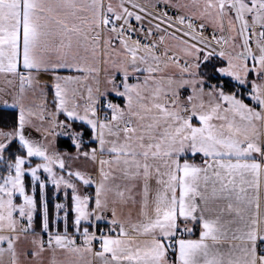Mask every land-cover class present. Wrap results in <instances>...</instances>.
I'll return each mask as SVG.
<instances>
[{
    "label": "snow or ice",
    "instance_id": "snow-or-ice-1",
    "mask_svg": "<svg viewBox=\"0 0 264 264\" xmlns=\"http://www.w3.org/2000/svg\"><path fill=\"white\" fill-rule=\"evenodd\" d=\"M57 250L264 264V0H0V264Z\"/></svg>",
    "mask_w": 264,
    "mask_h": 264
},
{
    "label": "crops",
    "instance_id": "crops-1",
    "mask_svg": "<svg viewBox=\"0 0 264 264\" xmlns=\"http://www.w3.org/2000/svg\"><path fill=\"white\" fill-rule=\"evenodd\" d=\"M141 2H146V0H141ZM132 211L135 212V209H132ZM30 247L31 245L28 242L22 241L19 245V250L24 252ZM85 259H91V257H86ZM70 261L72 264H79V257L69 256L60 250H57L55 253L52 251H45L39 258H34L32 256L25 258L21 256V264H69Z\"/></svg>",
    "mask_w": 264,
    "mask_h": 264
},
{
    "label": "rangeland",
    "instance_id": "rangeland-1",
    "mask_svg": "<svg viewBox=\"0 0 264 264\" xmlns=\"http://www.w3.org/2000/svg\"><path fill=\"white\" fill-rule=\"evenodd\" d=\"M41 79H42V82H43V81H47L49 79V77L48 76H42ZM78 87L80 88L81 92L86 95L87 84L81 83L80 85H78ZM75 166L76 165H74V167ZM88 191H92V189H88Z\"/></svg>",
    "mask_w": 264,
    "mask_h": 264
},
{
    "label": "trees",
    "instance_id": "trees-1",
    "mask_svg": "<svg viewBox=\"0 0 264 264\" xmlns=\"http://www.w3.org/2000/svg\"><path fill=\"white\" fill-rule=\"evenodd\" d=\"M66 147V145H64ZM71 231V230H70Z\"/></svg>",
    "mask_w": 264,
    "mask_h": 264
}]
</instances>
